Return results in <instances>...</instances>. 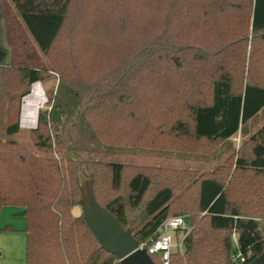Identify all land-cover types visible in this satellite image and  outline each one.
<instances>
[{"label":"trees","instance_id":"1","mask_svg":"<svg viewBox=\"0 0 264 264\" xmlns=\"http://www.w3.org/2000/svg\"><path fill=\"white\" fill-rule=\"evenodd\" d=\"M10 1L37 48L49 53L74 0ZM221 2L219 12L224 11ZM168 6L159 33L129 45L125 57L105 68L100 77L91 81L81 74L71 82L62 77L60 88L69 93L77 112H71L60 94L50 95V109L38 111V126L33 130L37 148L59 152V159H32L29 165L16 151L0 149V163L10 165L0 167V209L4 205L22 207L26 264H119L115 255L100 246L82 212H71V208L80 206L78 180L87 174L92 176L96 201L123 228H129L138 243L158 236L157 228L166 218L185 216L190 229L182 238L181 250L171 252L170 264H240L241 258L250 261L263 251L264 124L239 143L236 154L208 172L79 157L89 150L79 114L104 126L111 117L105 106L129 104L125 99L129 98L128 84L137 73L151 75L148 78L156 74L155 79L163 80L168 68L182 72V63L172 55L175 51H198L196 64L216 66L209 92L198 85V68H190L185 75L174 76L172 84L167 82L172 85L171 98L156 97L152 110L135 113L130 109L120 117L123 126L109 139L97 134L100 139L131 146L153 143L168 150L208 154L229 141L264 107V79L254 75L252 80L243 72L237 78L224 64L226 57L234 58V45L244 42L248 35L249 54L263 49L264 0L231 3L233 12L228 14V21H237L238 26L229 30L228 40L201 47L178 35L171 14L175 1L170 0ZM205 15L198 17L206 21ZM159 51L166 52V58L158 57ZM5 56L0 43V64ZM22 73L27 85L41 80L36 69L24 68ZM18 129L16 120L5 130L15 133ZM150 257L154 264H161L157 256Z\"/></svg>","mask_w":264,"mask_h":264},{"label":"rangeland","instance_id":"2","mask_svg":"<svg viewBox=\"0 0 264 264\" xmlns=\"http://www.w3.org/2000/svg\"><path fill=\"white\" fill-rule=\"evenodd\" d=\"M174 1L176 7L171 13L173 28L175 24L178 35L184 36V41L192 42L196 47L228 40L229 30L238 26L237 21H228V14L230 11L233 12V8L229 6L238 0H223L222 12L218 10L223 7L221 0ZM169 2L170 0H74L56 43L49 53L43 54L34 43L12 2L0 0V43L6 51L5 59L0 64V149L8 152L16 151L28 160L29 165L32 164V159H41L44 162L52 157L59 159L62 156L59 152L39 149L35 145L33 130L38 126V112L33 124L23 121L22 101L30 92L32 85L37 83L44 96V103L39 111H48L50 109L48 97L50 95L53 97L57 93L62 96L74 114L77 110L73 99L63 86L60 88L62 77L66 76L70 82L81 74L90 77L91 81L100 77L118 59L125 57V50L129 45L159 33V28L163 26L169 11ZM205 14H207L206 21L203 16L198 17ZM250 40L248 35L244 42L240 41L234 45L235 56L230 60L228 57L224 59L225 67L237 78L243 72L252 80L254 75L264 79V46L263 49H256L255 53L251 50L249 54ZM196 53L198 51L184 53L175 51L172 55L182 63V72L171 71L168 68L163 73L164 82L155 79L156 74L148 78L151 75L137 73L136 78L128 84L129 98L125 99L129 104L117 108L112 107L111 103L105 106L111 117H108L110 121L104 126L79 114V126L89 146V150L81 152L79 157L83 160L188 168L198 172H208L232 153L236 154L239 143L246 140L264 123V107L244 123L231 140L222 143L208 154L168 150L165 147L152 145L153 143L147 146L113 144L111 140H102L97 135H104L109 139L115 129L123 126L120 117L125 112L130 109H135V113L146 108L152 110L155 104L153 100L156 97L171 98L172 85L167 82L172 84L174 76L185 75L190 68L192 70L194 67L198 68L196 71V76L200 77L198 85L205 93L209 92L210 78L217 73L216 66L213 63L205 66L196 64L198 62L194 57ZM157 54L158 57L161 55L165 58L167 55L163 51ZM198 65L200 68L197 67ZM24 68L38 70L41 80L27 85L22 73ZM157 81L160 83L158 88H156ZM109 100L113 99L110 97ZM16 120L18 131L7 133L6 126ZM98 130L101 132L98 133ZM15 162L16 160L12 161L11 165ZM1 165L4 167L9 163L2 162L0 167ZM71 212L74 215L79 214L82 212L81 207L75 206L71 208ZM14 220L17 223L13 226ZM25 224L20 206L1 207L0 264H26ZM181 238V232L175 231L173 235L175 243Z\"/></svg>","mask_w":264,"mask_h":264},{"label":"water","instance_id":"3","mask_svg":"<svg viewBox=\"0 0 264 264\" xmlns=\"http://www.w3.org/2000/svg\"><path fill=\"white\" fill-rule=\"evenodd\" d=\"M92 176L78 180L79 204L83 218L100 246L116 256L119 264H154L150 255L137 248L138 241L129 228H123L118 219L95 199ZM240 264H264V249L252 260Z\"/></svg>","mask_w":264,"mask_h":264},{"label":"built area","instance_id":"4","mask_svg":"<svg viewBox=\"0 0 264 264\" xmlns=\"http://www.w3.org/2000/svg\"><path fill=\"white\" fill-rule=\"evenodd\" d=\"M190 226L187 224L184 215H175L166 218L157 228L158 236L150 241L138 243L137 248L144 249L149 255H155L159 258L161 264H170L171 252L177 248L181 250L182 238L189 231ZM180 231L182 238L180 241H174L175 231ZM244 260L243 258L240 259Z\"/></svg>","mask_w":264,"mask_h":264},{"label":"bare ground","instance_id":"5","mask_svg":"<svg viewBox=\"0 0 264 264\" xmlns=\"http://www.w3.org/2000/svg\"><path fill=\"white\" fill-rule=\"evenodd\" d=\"M44 96L38 88L37 83H34L28 95L22 101V118L27 124H33L36 119L37 112L43 106Z\"/></svg>","mask_w":264,"mask_h":264},{"label":"crops","instance_id":"6","mask_svg":"<svg viewBox=\"0 0 264 264\" xmlns=\"http://www.w3.org/2000/svg\"><path fill=\"white\" fill-rule=\"evenodd\" d=\"M261 109H262V108H261ZM263 124H264V123H263ZM263 124H262V125H263ZM262 125H261V126H262ZM232 138H233V137H231L230 140H231ZM21 210H22V207H20V211H21ZM16 223H17L16 220H14V222L12 223V225L14 226ZM18 224H19V225H22V223H18Z\"/></svg>","mask_w":264,"mask_h":264}]
</instances>
